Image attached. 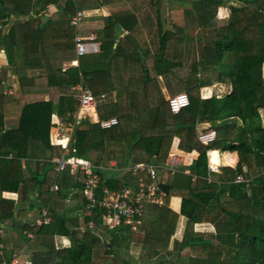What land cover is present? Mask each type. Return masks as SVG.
Here are the masks:
<instances>
[{"label":"trees","instance_id":"1","mask_svg":"<svg viewBox=\"0 0 264 264\" xmlns=\"http://www.w3.org/2000/svg\"><path fill=\"white\" fill-rule=\"evenodd\" d=\"M62 1L0 0V51L8 64L0 70V223L4 212L16 208V201L2 198L3 192H21L29 203L11 218L22 244L3 250L0 264L28 244V234L35 235L31 264H264V0H182L184 25L169 30L159 21L156 39L144 37L143 29L150 27L145 18L119 38L120 27L128 26L124 19L137 10L113 13L97 31L101 51L81 57L77 67L70 65L76 59L72 19L77 11L137 0H66L59 11L43 13ZM149 1L148 19L166 0ZM222 10L226 17L219 15ZM204 32L210 39L196 54ZM192 53L196 58L187 72ZM8 67L18 71L22 97L47 94L48 99L27 103L6 93ZM80 83L108 98L97 106L98 122L87 117L77 125L75 155L98 167L117 160L122 169L167 164L176 143L179 150L197 154L190 166L197 179L176 173L162 180L164 204L149 205L136 231L124 225L111 230L102 209L88 212L85 174L58 171L53 162L63 154L53 121H75L80 92L74 87ZM217 85L230 90L203 98V88ZM179 93H186L190 104L174 114L168 97ZM9 107L18 113L17 126L6 124ZM111 118L118 123L103 128L100 121ZM209 131L217 137L205 146L199 135ZM211 149L236 152L238 162L212 174L218 181L208 183ZM96 172L101 187L111 190L136 186L141 177L148 180L141 173L109 178ZM239 175L251 179L249 185L234 183ZM174 196L182 199L180 213L170 208ZM36 208L39 214L47 210L50 221H26L28 211ZM181 217L186 221L179 237ZM75 218L80 223L73 227ZM88 222L94 229L86 227ZM202 224L214 226L211 235L198 227ZM167 253L179 258L167 260Z\"/></svg>","mask_w":264,"mask_h":264},{"label":"built area","instance_id":"2","mask_svg":"<svg viewBox=\"0 0 264 264\" xmlns=\"http://www.w3.org/2000/svg\"><path fill=\"white\" fill-rule=\"evenodd\" d=\"M85 13L77 11L72 19V25L78 27L84 19ZM76 59L71 66H79V59L85 55L95 54L101 51V44L95 35L88 37L76 36ZM80 92L78 100L80 102L79 110L76 114L75 121L70 124H64L60 120L55 123V142L59 145L63 154L61 157L54 158L58 171L69 168L71 173L81 171L85 174L86 182L83 196L87 203V211L99 208L103 211V220L109 229H115L119 226H129L136 231L142 223V217L149 205L162 206L167 196L161 187L163 175H174L176 173H186L192 176L193 180L197 175L190 170L193 164L187 162V155L184 152H171L167 164L154 163H136L131 167L120 169L122 172H133L134 174H146L148 180L141 177L136 186L124 187L120 190H111L107 187H101L102 177L96 170L105 171L106 167L96 166L90 159L75 155V149L72 147L74 133L79 122L87 117L97 114V106L104 102L108 96L102 94L100 97L95 96L89 89L85 88L82 83L74 87ZM169 108L172 113L177 114L190 104L189 96L186 93H179L168 98ZM99 121V120H98ZM118 123L116 118L100 121L103 128H109ZM216 131H209L199 135L200 142L208 146L216 140ZM219 150L211 149L207 152V168L209 176L206 178L208 183L215 182L212 174H219L222 171V165L213 160V155ZM115 164H111L109 170L115 169ZM162 173V174H160ZM251 179L244 175H239L234 179L236 184H247ZM57 187H54L56 190ZM43 220L46 223L49 220L48 212L42 213ZM86 227L94 229L92 222L86 223ZM1 247V246H0ZM10 264H31L30 260H20L18 254H13Z\"/></svg>","mask_w":264,"mask_h":264},{"label":"crops","instance_id":"3","mask_svg":"<svg viewBox=\"0 0 264 264\" xmlns=\"http://www.w3.org/2000/svg\"><path fill=\"white\" fill-rule=\"evenodd\" d=\"M66 2H67L66 0H63L59 6L52 5L46 11H44L43 13L46 16H50L54 12L59 11L60 9H62L65 6ZM149 2H150L149 0H137L134 3H131V2H119V3L111 4V5H108V6H103V7L99 8V9H95V10H91V11L78 10V11H83L85 13V17L80 22L78 27H76L77 36L88 37V36H91V35H95L97 37V31H99L103 27V18L104 17H107V16H109V15H111L113 13L124 11L126 9H131L133 11H134V9H136L137 11L134 12V14H132L129 17H127L126 19H124V21H123L124 24H127L129 27L128 26L126 28H125V26L124 27H120L118 37L120 38V37H122L124 35H127L130 32L131 29H134L136 27V25L141 23V21L145 18V19H147V25H150V27L146 26L143 29L144 37L146 39H156V35L158 34V32H157V23L159 21L165 22L167 24L173 23V22L170 21V19L167 16V12H166L167 6H169L170 4L174 3L176 5H179L181 8H183L181 10H184L183 6L185 5V3L182 2V0H166V2L164 3V6L160 10H156V14L148 19V18H146L147 16H146L145 12H147L148 7L151 6V4ZM222 11L224 13V17H226L228 15V12L226 10H222ZM165 28L168 29L167 25L165 26ZM101 48H102V46H101ZM7 65H8L7 64V57H6L5 53H4V51L1 50L0 51V70L2 68L6 67ZM263 76H264V66H263ZM6 85H7L6 93L11 94V95H13V96H15L17 98H23L27 103H32V102H36V101H40V100H47L48 99V95L47 94H31V95H26V96L22 97L20 92H19V89H20L19 75H18V71H17V69L15 67H8L7 68ZM222 87L227 89L226 91L229 92L230 89L227 86H222ZM208 88H210V87H208ZM215 89H214V91H212V95L216 92ZM218 89H220V88L217 87V91H218ZM220 91L222 92L221 89H220ZM212 95H210L208 97H203V98H209ZM7 109H8V115L6 117L7 126L8 127L17 126V124H18V113H17V111L15 109H13L12 107H9ZM261 114H262L263 122H264V111H262ZM90 117H91V120H93L94 122H98V120H99L98 114L92 115ZM57 121H59L58 117L55 118L54 121H53V125L54 126H53L52 130H53L54 134H55V129H54L55 128V123ZM207 125L208 124L202 125L200 127V129L205 128ZM172 152H183V151H181V150H179L177 148V143H176L175 147L172 150ZM216 153L218 155V159L220 158L218 160V163H219V165H222V171L219 174H222L223 169L225 167H235L236 166V164L238 162V155H237L236 152L232 153V152H225L223 150H219ZM185 154L188 157V159H187L188 163H190L191 160H192L191 163H193L196 160V158H197V154H195V153H193V154L185 153ZM227 158L229 159V161H226ZM112 163L116 165L115 169L114 170L107 169V168L110 167V165ZM105 167H106V170L103 171V174H104L105 177L122 178V176L124 174H126L125 172H122L120 170L121 168H118L116 161H111ZM184 174H186V173H184ZM167 177H168L167 175H163V177H162L163 179L162 180L164 181V179H167ZM212 177H213V179L215 181H218L217 180L218 177H216L214 175H212ZM2 198L16 201V208H15L14 212H10V211L9 212H4L5 221L0 223V238L3 239V242L2 243L0 242V246H1L0 247V254L5 249L14 250L17 246L22 244V243H20L22 241L20 236L18 235V233L16 232V230L12 226L11 218L12 217H17L19 215V212H20L21 209H28V207H29V203L23 201V196H22L21 192H19V193L3 192ZM181 203H182L181 197L174 196L170 200V208L173 211H175L176 213H180ZM25 220L28 221V222H31V223L35 222L37 225H41L42 224L41 222L43 220V216H42V213L39 214V212H38V210L36 208V209L28 211V215L25 218ZM49 221H50V217H49L48 222ZM185 221L186 220L183 217H181L180 220H179V228H178V233H177V235L179 237L181 236V233H182V231L184 229ZM70 222H71V225L73 227H76V225L80 223V219L79 218H75V219H72ZM198 227L202 228V231L205 232L206 236L211 235L212 232H213L212 229H215L214 226L211 225V224H202V225H200ZM27 236H29L28 244L22 246L21 250L19 252L13 253V254H18L21 261L22 260H30L31 259V254H32V249L31 248H33L34 245H35V235L34 234H28ZM141 236H142V234H141ZM60 243L65 244L66 240L65 239H60ZM187 253L188 252L185 251L184 255L186 256ZM178 258H179L178 256L172 255V254H168V253H167V256H166L167 260H176ZM11 259H12V257H11ZM10 262H4L3 264H10Z\"/></svg>","mask_w":264,"mask_h":264},{"label":"rangeland","instance_id":"4","mask_svg":"<svg viewBox=\"0 0 264 264\" xmlns=\"http://www.w3.org/2000/svg\"><path fill=\"white\" fill-rule=\"evenodd\" d=\"M183 7L185 8L187 6L184 5ZM181 9H183V8H181L179 5H176L174 3L170 4L169 6H167V10H166L167 16L170 19V21L173 22L171 24H166L167 25V28L169 30H174V25H178V24L179 25H184V22H185V19H184L185 18L184 17V10H181ZM219 15L221 17H224L223 11H220ZM210 36H211L210 33L204 32L203 37L206 38V39L203 38L204 40H202L201 43H197V45H196L197 46V52H196V54L197 53H201V49L203 48V45H205L207 43L206 40L207 39H210ZM196 54H193L192 53L191 54V57H189L188 60L185 62L186 63L185 64V67H184V70L185 71L188 72V70H190V68H191L190 67V64L196 58ZM198 57H199V55H198ZM210 76L213 77V74H210ZM217 87H219L222 90V92L220 91V89H218V91H217ZM214 89L220 95H222V94H224V93L227 92L226 91L227 89H225L224 87L218 85V86H212L210 88H203L202 89V96L203 97H208V96L212 95V91H214ZM116 149H118V148H116ZM113 161H116L117 162V160H113ZM226 161H229V159L227 158ZM19 250H21V248Z\"/></svg>","mask_w":264,"mask_h":264},{"label":"bare ground","instance_id":"5","mask_svg":"<svg viewBox=\"0 0 264 264\" xmlns=\"http://www.w3.org/2000/svg\"><path fill=\"white\" fill-rule=\"evenodd\" d=\"M94 117V116H93ZM220 155V154H219ZM216 159V161L218 162V160L220 159H218V155H217V153H214V155H213V160H215Z\"/></svg>","mask_w":264,"mask_h":264}]
</instances>
